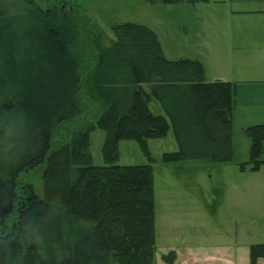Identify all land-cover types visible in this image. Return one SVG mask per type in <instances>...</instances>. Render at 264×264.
I'll list each match as a JSON object with an SVG mask.
<instances>
[{"label":"trees","instance_id":"obj_1","mask_svg":"<svg viewBox=\"0 0 264 264\" xmlns=\"http://www.w3.org/2000/svg\"><path fill=\"white\" fill-rule=\"evenodd\" d=\"M21 2L0 1V264H156L151 164L93 165L89 132L105 131L103 153L113 160L119 140L147 152V139L163 137L169 121L177 150L164 161L228 162L235 84L206 81L200 60L167 58L156 32L136 22L114 24L108 42L100 30L87 36L96 60L82 77L71 50L75 11ZM152 97L165 116L150 111ZM72 122L69 140L52 149L53 126ZM244 133L250 150L241 168L257 171L264 123ZM38 166L43 196L20 177ZM163 258L173 264L176 252ZM263 258L264 243L251 244L249 264Z\"/></svg>","mask_w":264,"mask_h":264},{"label":"rangeland","instance_id":"obj_2","mask_svg":"<svg viewBox=\"0 0 264 264\" xmlns=\"http://www.w3.org/2000/svg\"><path fill=\"white\" fill-rule=\"evenodd\" d=\"M0 1L14 7L22 4L21 0ZM34 1L42 7L61 4L75 11L77 29L71 50L79 58L82 77L96 60L86 38H94L99 30L103 40L108 42L114 39V24L141 23L157 33L169 59L182 55L199 57L195 55H204L202 34L208 33L211 19L221 15L219 10L244 9L248 5L240 4L239 0H220L219 3L208 0L196 4L144 0ZM143 87L150 91L149 83ZM148 106L153 114L165 116L154 97ZM84 109L88 112L90 106L85 104ZM98 114L97 111L89 114V120L93 122ZM76 124L54 125L51 148L67 142ZM168 124L163 137L147 139L148 153L134 139L119 140L117 157L113 160L105 158L106 133L96 127L89 132L88 152L92 164H151L156 264H167L163 256L172 250L176 252L173 264H249V246L264 243V166L257 171L249 166L241 168V163L248 160L250 148L242 139L250 143L249 138L243 132L234 133L233 157L228 162L204 159L166 162L163 154L177 150L169 121ZM41 172L42 166H38L20 174L22 181L33 185L38 196H43ZM260 263L262 259L257 264Z\"/></svg>","mask_w":264,"mask_h":264},{"label":"crops","instance_id":"obj_3","mask_svg":"<svg viewBox=\"0 0 264 264\" xmlns=\"http://www.w3.org/2000/svg\"><path fill=\"white\" fill-rule=\"evenodd\" d=\"M252 1L239 0L240 4H248L244 9L219 10L221 15L212 18L208 33L202 34L204 55L173 58L200 60L206 80L220 79L235 84L232 137L234 133H244L248 126L264 123V0ZM242 142L250 146L248 141L242 139Z\"/></svg>","mask_w":264,"mask_h":264},{"label":"built area","instance_id":"obj_4","mask_svg":"<svg viewBox=\"0 0 264 264\" xmlns=\"http://www.w3.org/2000/svg\"><path fill=\"white\" fill-rule=\"evenodd\" d=\"M260 264H264V258L262 259V263H260Z\"/></svg>","mask_w":264,"mask_h":264}]
</instances>
